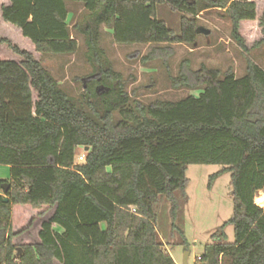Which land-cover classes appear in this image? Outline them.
Here are the masks:
<instances>
[{
	"label": "trees",
	"instance_id": "1",
	"mask_svg": "<svg viewBox=\"0 0 264 264\" xmlns=\"http://www.w3.org/2000/svg\"><path fill=\"white\" fill-rule=\"evenodd\" d=\"M72 5L84 10L73 27ZM163 6L183 14L180 33L160 20ZM262 6L264 0H0V165L12 175L0 181L11 185L0 191V264H177L160 240L158 213L165 198L179 230L191 165L221 166L210 189L230 173L234 203L235 242H222L221 228L200 261L264 264V69L250 58L264 49ZM212 10L231 21L246 75L205 65L193 71L184 60L171 85L201 89L198 97L132 105L101 47L102 26L116 44L156 46L149 60L171 56L172 45H194L199 17ZM72 30L84 37L97 74L82 100L42 64L48 54L77 53Z\"/></svg>",
	"mask_w": 264,
	"mask_h": 264
},
{
	"label": "rangeland",
	"instance_id": "2",
	"mask_svg": "<svg viewBox=\"0 0 264 264\" xmlns=\"http://www.w3.org/2000/svg\"><path fill=\"white\" fill-rule=\"evenodd\" d=\"M71 10L76 16L70 20L73 27L84 10L81 5H72ZM263 16L264 6L259 11V18ZM182 17V13L172 12L167 7L163 6L160 9V20L166 22L167 26L177 33H180ZM198 20L200 27L210 30L209 36L200 35L194 45H172L169 47L172 50L171 56L149 60L144 59L157 48L156 46L116 44L111 29L102 26L101 47L105 50L115 72L122 75L132 105L134 102L147 105L157 100L176 102L189 96L198 97L201 89L176 90L171 85L170 78L179 74L184 60H189L193 71H198L205 65L208 68L219 69L223 74L233 69L238 78L246 75V57L231 39L232 23L226 13L222 10H212L201 14ZM10 36L16 44L23 46L17 35ZM72 36L79 43L77 53L48 54L42 58V64L70 97L82 100L87 90L84 84H90L97 74L93 73L86 59L84 37L73 30ZM158 54L161 52L158 51L155 55ZM250 58L264 69V49L253 51ZM92 74L94 77L91 78ZM81 155H85L83 148L76 151L77 157ZM220 170L221 166L218 165L188 167L189 200L184 203L179 198L181 210L176 223L178 231L173 229L170 203L165 198L161 199L157 221L160 240L178 264H185L187 254H189L187 264H213L210 260L202 262L200 259L206 254V247L214 243L213 236L220 232L221 228H223L222 233L220 232L221 241L228 244L235 242L234 227L229 224L234 212L231 174L222 175L214 181L212 188H209L211 176ZM11 176V168L0 165V177L11 181ZM263 199L264 194H261L259 204L264 206ZM220 264L228 262L223 260Z\"/></svg>",
	"mask_w": 264,
	"mask_h": 264
},
{
	"label": "water",
	"instance_id": "3",
	"mask_svg": "<svg viewBox=\"0 0 264 264\" xmlns=\"http://www.w3.org/2000/svg\"><path fill=\"white\" fill-rule=\"evenodd\" d=\"M198 33L201 34V35H205V36H209L210 35V30H207L203 27H200L199 30H198ZM84 83H86V80H84ZM84 87L87 88V85L84 84ZM89 149H86V152L88 151ZM11 188V185L10 183H7V182H0V190H2L4 193H7L9 191V189ZM6 203L8 202V199L5 198L4 200ZM21 250L19 251V255L21 254ZM188 257H189V254H187L185 256V260H184V263L187 264V260H188Z\"/></svg>",
	"mask_w": 264,
	"mask_h": 264
},
{
	"label": "built area",
	"instance_id": "4",
	"mask_svg": "<svg viewBox=\"0 0 264 264\" xmlns=\"http://www.w3.org/2000/svg\"><path fill=\"white\" fill-rule=\"evenodd\" d=\"M78 160L80 163L83 162L85 160V155L79 156Z\"/></svg>",
	"mask_w": 264,
	"mask_h": 264
},
{
	"label": "crops",
	"instance_id": "5",
	"mask_svg": "<svg viewBox=\"0 0 264 264\" xmlns=\"http://www.w3.org/2000/svg\"><path fill=\"white\" fill-rule=\"evenodd\" d=\"M6 181V179H3V178H1L0 177V181ZM10 180V179H9ZM260 194H264V191H262V192H260ZM258 206H260V207H262V208H264V206H262V204L261 205H258ZM176 262V261H175ZM177 263V262H176ZM178 264V263H177Z\"/></svg>",
	"mask_w": 264,
	"mask_h": 264
},
{
	"label": "bare ground",
	"instance_id": "6",
	"mask_svg": "<svg viewBox=\"0 0 264 264\" xmlns=\"http://www.w3.org/2000/svg\"><path fill=\"white\" fill-rule=\"evenodd\" d=\"M264 200V199H263ZM261 202V201H260ZM264 203V202H263Z\"/></svg>",
	"mask_w": 264,
	"mask_h": 264
}]
</instances>
